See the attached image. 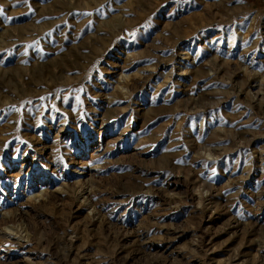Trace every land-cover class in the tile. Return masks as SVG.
<instances>
[{
    "label": "rangeland",
    "instance_id": "obj_1",
    "mask_svg": "<svg viewBox=\"0 0 264 264\" xmlns=\"http://www.w3.org/2000/svg\"><path fill=\"white\" fill-rule=\"evenodd\" d=\"M0 264H264V0H0Z\"/></svg>",
    "mask_w": 264,
    "mask_h": 264
}]
</instances>
